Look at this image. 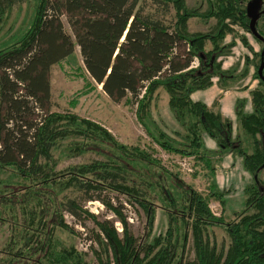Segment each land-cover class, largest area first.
Segmentation results:
<instances>
[{"label":"trees","instance_id":"1","mask_svg":"<svg viewBox=\"0 0 264 264\" xmlns=\"http://www.w3.org/2000/svg\"><path fill=\"white\" fill-rule=\"evenodd\" d=\"M28 1L32 2L0 0V25L15 5ZM33 3L34 15L25 34L0 50V169L14 168L22 179L17 188L0 195L2 202L18 204L21 210L20 218L10 216L8 256H1L0 264H86L83 251L55 242L57 227L74 231L66 212L97 225L100 264H264V82L251 90L252 110H245L241 102L236 106L241 129L252 139L250 152L242 148L239 136L231 141V120L192 98L193 92L211 87L215 79L227 82L234 77L220 58L236 44L235 39L225 43L235 27L246 29L239 39L251 50L249 18L243 9L246 0H208L204 11L188 7L186 0ZM192 17L206 22L215 18L216 23L207 32H193ZM76 47L92 82L116 101L137 104L139 120L163 150L193 157L213 174L214 159L207 151L205 135L220 147L237 151L254 177L245 202L253 212L226 222L210 207L211 196L225 202L215 183L205 195L148 150L121 142L99 122L73 112L52 111L53 66L71 56ZM159 89L169 95V107L185 129L181 140L166 133L151 115ZM69 140V154L97 149L106 159L58 168L54 150ZM75 189L87 194L85 200L99 199L113 211L123 234L113 221L100 220L77 198L61 196ZM107 190L126 195L130 204L143 210L142 243L130 230L122 204L104 198ZM155 200L165 203L168 217L166 233L157 236L153 235ZM216 225L227 231L228 246L211 239L208 229ZM190 239L192 262L186 255Z\"/></svg>","mask_w":264,"mask_h":264},{"label":"rangeland","instance_id":"2","mask_svg":"<svg viewBox=\"0 0 264 264\" xmlns=\"http://www.w3.org/2000/svg\"><path fill=\"white\" fill-rule=\"evenodd\" d=\"M24 2L17 4L9 12L0 25V50L13 44L20 39L28 29V26L34 15V3ZM188 7L199 8L202 11L207 9V0H186ZM150 4V1L148 2ZM174 9H172V13ZM66 29L70 32V26L66 17H63ZM216 23L212 18L207 22L199 17H192L189 20L190 30L193 32L209 31ZM247 32L241 26L235 27L234 33L228 35L225 43H230L232 39L236 44L220 58L224 69H232L234 77L227 82L216 80L215 87L198 90L192 94L193 99L202 100L204 93L211 109L221 112L223 116L233 122L234 132L231 141H236V136L241 139L245 150H253L252 139L241 129L239 117L235 114H229L230 108L234 105V97L229 90L246 91L245 105L247 110H251L252 93L258 83L254 78V67L251 63L247 64L248 53L252 55L248 46H245L239 35ZM249 41L253 44L250 33L247 34ZM249 55V56H250ZM251 57V56H250ZM251 61V59H250ZM90 75L84 68L82 56L79 47L75 52L55 65L52 69L50 82L52 90V111L73 112L78 115L88 117L105 126L115 137L123 143L129 145H140L148 150L152 155L159 158L162 165L169 171H177L180 177L197 191L209 195L210 186L215 183L216 191L224 193V203L211 196L210 207L215 215L222 216L226 222L238 220L246 213H252L253 210L246 206L248 196L247 187L253 183V175L245 169L242 158L237 151L231 147H220L216 140L204 136L206 148L214 159V174L209 172L201 161L193 157L181 156L179 154L163 150L147 134L142 122L137 116V104L131 103L127 99L116 101L110 98L102 89L101 85H95L90 79ZM96 87H90L91 85ZM75 101V104L73 102ZM238 101L235 102L237 106ZM43 113V111H42ZM41 113V114H42ZM151 115L158 125L176 140H181L185 134V129L178 122L170 107L169 95L163 89H159L157 98L152 103ZM38 117V116H37ZM151 125V124H150ZM70 140L62 143L54 150V156L58 160V168H66L72 164L87 163L96 159H106V156L98 152L97 149L85 151L81 155H71L67 146ZM197 162V163H196ZM263 175V173H262ZM20 175L14 168L0 169V195L8 193L12 188H17L15 184L21 182ZM104 198L111 200L114 204H122V210L127 215L130 230L139 242H143L142 236L145 233L146 217L143 210L136 204H130L124 194L113 190H107ZM61 196L64 198L70 196L77 198L78 202L83 204L90 212L98 216L100 220L110 219L114 222L116 228L123 234V225L118 220L113 211L107 209L106 205L99 199L85 200L87 194L80 190H66ZM157 207V217L153 230V235L165 234L168 229L167 211L164 208L165 203L162 200H155ZM15 214V218H20V205L5 203L0 200V257L8 256L6 248L10 231L8 223L10 216ZM65 218L69 226L74 231L70 232L64 228L57 227L55 232V242L61 247L74 246L83 251L86 264H100L97 257V250H100V244L97 239L99 229L93 220L88 218L76 219L69 212L65 213ZM190 229V228H189ZM211 239L218 245H229L230 237L223 226H212L208 229ZM192 239L186 245V255L188 261L194 260L192 251Z\"/></svg>","mask_w":264,"mask_h":264},{"label":"flooded vegetation","instance_id":"3","mask_svg":"<svg viewBox=\"0 0 264 264\" xmlns=\"http://www.w3.org/2000/svg\"><path fill=\"white\" fill-rule=\"evenodd\" d=\"M251 2H258L256 11L252 12L253 16L256 15L254 28H251L252 16L248 12V6ZM243 9H245V14L249 18L250 35L253 39V44L250 43L252 55H250L249 59H251V65L254 67V74L259 76V78H255L258 83L257 86L262 87L261 82H264V0H246Z\"/></svg>","mask_w":264,"mask_h":264},{"label":"crops","instance_id":"4","mask_svg":"<svg viewBox=\"0 0 264 264\" xmlns=\"http://www.w3.org/2000/svg\"><path fill=\"white\" fill-rule=\"evenodd\" d=\"M54 67V66H53ZM52 73V72H51ZM217 79H215L214 81H216ZM215 82H214V84H213V86L212 87H215ZM211 87V88H212ZM203 90V89H202ZM252 90V89H251ZM198 91V90H197ZM196 92V91H195ZM207 92V91H206ZM206 92L204 93V96H203V98H202V100L201 101H203V102H205L208 106H209V102H207L208 100H207V97H205V94H206ZM251 92V91H250ZM194 93V92H193ZM228 93H230L231 95H233V97H234V105H233V107H231L230 108V112H229V114H232L233 116H234V118H235V114L237 115V112H236V105H235V102L236 101H238V103L239 102H241L242 104H243V107H244V109L245 110H247V107H246V105H245V99H246V96L244 95L245 93H246V91H232V90H229V92ZM193 98V97H192ZM194 100H196V99H194ZM210 107V106H209ZM252 110V109H251ZM247 111H250V110H247ZM208 138H210V137H208ZM242 161V163H243V160H241Z\"/></svg>","mask_w":264,"mask_h":264},{"label":"water","instance_id":"5","mask_svg":"<svg viewBox=\"0 0 264 264\" xmlns=\"http://www.w3.org/2000/svg\"><path fill=\"white\" fill-rule=\"evenodd\" d=\"M258 7V2H251L248 6V12H249V15L252 16V20H251V28H254V23H255V19H256V15H252V12L254 13Z\"/></svg>","mask_w":264,"mask_h":264},{"label":"built area","instance_id":"6","mask_svg":"<svg viewBox=\"0 0 264 264\" xmlns=\"http://www.w3.org/2000/svg\"><path fill=\"white\" fill-rule=\"evenodd\" d=\"M199 65V60L197 57H195L194 61H193V66L196 67Z\"/></svg>","mask_w":264,"mask_h":264}]
</instances>
